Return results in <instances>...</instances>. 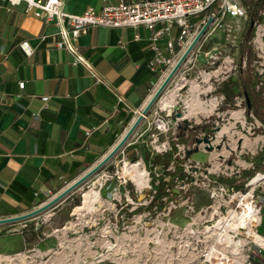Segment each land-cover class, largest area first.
Here are the masks:
<instances>
[{
    "label": "rangeland",
    "instance_id": "obj_1",
    "mask_svg": "<svg viewBox=\"0 0 264 264\" xmlns=\"http://www.w3.org/2000/svg\"><path fill=\"white\" fill-rule=\"evenodd\" d=\"M260 14L263 20L255 25L251 42L258 29L261 38L264 37V6ZM221 22L240 25L234 33L235 41L228 42L221 29L216 28L194 52L193 56L199 57L195 65L186 71H176L166 86L169 91L182 82L170 104L177 105L178 112L183 110L190 80L204 84L203 93L198 95L201 101L209 103L212 98L216 101L211 112L186 116L177 122V125L185 124L189 131H183L186 140L182 141L183 150L177 156L182 160V175L172 187L175 201H168L164 209L146 207L151 197L146 190L152 177L157 182L160 172L159 166L142 160L143 152L151 151L147 131L138 138L135 149L124 150L122 156L115 154L103 165L108 176L105 181L98 170L48 209L0 231V264H208L203 255L210 249L207 258L214 248L219 249L214 233L225 246L221 232L228 227L231 212L240 210V195L247 196L258 208L259 221L254 226L258 230L264 216V160L254 156L263 142L264 129L252 111L248 114L250 120L246 118L243 94L237 82L238 66L242 72H253L256 49L242 46L246 13L241 18L226 15ZM208 50L219 56L212 67L221 68L204 83L203 75L214 69L206 65L208 55L203 53ZM251 52L254 54L247 64V54ZM240 54L244 63L238 65ZM226 56L232 59L235 68L228 70L229 61L221 64ZM201 69H205L203 73ZM261 78L264 80V75ZM222 84L233 93L223 94ZM254 89L255 98L264 101V83ZM171 109L170 120L174 121L175 111ZM261 112L264 116V105ZM192 125L198 127L190 129ZM145 127L146 121L142 124ZM169 136L160 134L158 141H169ZM204 138L207 143L203 142ZM122 161L129 164L138 161L133 165L146 172L143 187L136 188L122 174ZM170 168L174 171L172 165ZM116 175L126 178L125 183ZM262 229L258 231L261 233ZM237 237L243 238V234L240 232ZM6 243L13 244L15 249L5 250L2 245ZM224 249L227 251L228 247Z\"/></svg>",
    "mask_w": 264,
    "mask_h": 264
},
{
    "label": "crops",
    "instance_id": "obj_2",
    "mask_svg": "<svg viewBox=\"0 0 264 264\" xmlns=\"http://www.w3.org/2000/svg\"><path fill=\"white\" fill-rule=\"evenodd\" d=\"M63 1V9L73 14L115 2ZM55 31L52 24L45 25L25 12L23 2L10 6L0 0V218L35 208L46 190L57 193L95 164L122 136L164 76L161 67L150 70L147 66L152 52L143 27H94L78 37V50L95 78L83 65H72L65 50L53 48ZM206 39L194 46L177 71L195 65L199 57L193 54ZM22 40L32 48L29 56L18 46ZM208 78L205 73L202 81ZM20 81L21 88L17 86ZM188 84V96L183 98L189 104L185 117L211 112L214 98L209 103L199 101L204 84L196 80ZM180 85L166 95L176 96ZM41 96L47 99L42 102ZM141 122L125 143L127 152L147 132ZM12 225L1 224L0 231ZM258 230L264 246V216ZM2 246L13 249L10 243ZM247 260L264 264L255 255Z\"/></svg>",
    "mask_w": 264,
    "mask_h": 264
},
{
    "label": "built area",
    "instance_id": "obj_3",
    "mask_svg": "<svg viewBox=\"0 0 264 264\" xmlns=\"http://www.w3.org/2000/svg\"><path fill=\"white\" fill-rule=\"evenodd\" d=\"M2 1H6L10 6L17 4L18 2H23L25 12H31L35 18L40 19L45 25L52 24L56 29L54 33L56 40L53 42V48L65 50L71 57L70 63L72 65H83L85 68L89 69V74L94 78L95 75L86 58L80 54L77 44L78 37L85 34L90 28L104 27L112 29L130 27L132 29H137L138 27H143L147 30L148 47L152 52L151 59L148 61L147 66L150 70H155L156 67H161V74L165 75L205 21L206 17L209 16L212 20L196 45L213 33L216 28H220L226 36V40L233 43L235 41L234 33L239 30L240 25L237 24V22H221V20L226 15L232 18L245 17V9L238 0H115L113 3L103 4L99 10H95L92 7H86L77 14L65 11L63 9V0ZM260 29L263 28L260 27ZM261 36L262 33H259L258 29L256 38L252 40V42L251 40L249 41L251 47L256 49L255 54L257 56L253 61V73L259 76V80L255 84V87H259L264 83V80L261 78V76L264 75V37L261 38ZM138 38L139 36L137 32H135L133 34V39L137 40ZM18 46L24 55L29 56L31 54L32 48L26 40L20 41ZM199 47L196 51L199 50ZM192 50L189 54L193 52ZM211 50H214V47H212ZM211 50L203 53L204 55H208V59L206 60V65L209 66L208 68H214L213 70L208 71V73H211L209 76H211L213 72L216 73L217 70L221 68L219 65L217 67H212L215 62H217L219 56L216 53H211ZM228 61L231 64L228 70L235 68V65H232V59L228 56L222 59L221 64ZM240 62L243 64L244 60H241ZM222 67L225 68L224 65H222ZM204 70L205 69H201L200 72L203 73ZM22 85V81L17 83L19 88H21ZM166 92L167 89L165 88L150 108L149 113L142 118L141 123L146 121L145 131H149V146L151 152L164 153L165 151L170 150V142L172 141L174 142L175 147L174 156H178L183 150V143L177 141L175 129H177L178 126L177 122L184 119L182 114L185 112L186 108L184 102H182L183 110L180 111L181 116H174V121H171V107L164 108L160 103L161 97L166 94ZM46 99V96L40 97L42 102ZM88 133L89 132H85L84 134L88 135ZM160 134L170 135V140L158 141V135ZM124 146L118 151V154L121 156L124 154ZM125 162L127 161H122V166ZM170 167L171 163L168 165L167 169H171ZM104 168L105 167L99 170L102 174L100 177H104L102 179L103 181L108 177ZM116 178L121 179L122 183H125L126 181V178L119 177L118 175H116ZM127 179L130 180L128 176ZM50 196H53L52 193H50L49 190H46L43 196L44 199L41 203L48 200ZM257 223H253L251 226L252 230L255 232L256 230L254 229V226ZM236 230L237 232H234L231 229L227 230L231 239L243 240L240 248L236 251L232 250L231 244L228 246H223V244L219 245L217 243L218 234H213V236L216 237V246L219 248H214V257L218 258V260H222V258H219L222 257L220 252H226L225 254L227 257L223 258L225 262H230L231 259H237L240 261L239 264H248L247 259L252 255L259 256L264 262V246L258 244L255 241L254 235L247 233L246 228L239 227L236 228ZM240 232L243 234V238L237 237ZM261 237L264 239L263 236ZM227 247L228 249L226 251L224 248ZM209 250L203 255V260L208 264L209 262L206 255H208ZM217 255L219 257H217Z\"/></svg>",
    "mask_w": 264,
    "mask_h": 264
},
{
    "label": "trees",
    "instance_id": "obj_4",
    "mask_svg": "<svg viewBox=\"0 0 264 264\" xmlns=\"http://www.w3.org/2000/svg\"><path fill=\"white\" fill-rule=\"evenodd\" d=\"M241 5L246 8V22L247 27L243 33L242 38V46L243 49L246 47H250L249 41L253 36L255 25L262 21V16L259 13L263 7L264 0H240ZM249 22H252V26L249 27ZM248 43V44H247ZM242 50V49H240ZM241 55V54H240ZM242 55L239 56V64L242 60ZM247 64L250 63L253 57V52L247 54ZM259 80V76L253 72L250 74L246 72H242L240 66L237 68V82L241 87V91L243 94V106H244V114L246 118L250 120L248 114L252 111L258 119V121L262 124L264 129V116L261 114L263 111L264 101H259L255 98L254 87L257 81ZM225 84L221 85V91L226 96L233 93L230 88H226ZM260 87L259 89H261ZM230 91V92H229ZM257 91V90H255ZM197 125H192L190 129L197 128ZM189 131L186 129L185 124H180L177 126L176 129V137L179 143H183L186 138L183 140V135L185 134L183 131ZM264 136V130H263ZM186 135V134H185ZM135 148V144H134ZM132 148H129L131 150ZM175 147L174 142H170V150L165 151L164 153H153L151 151H144L142 160L150 161L152 165L156 167L159 166L160 172L159 177L157 178V182L154 183V177H152V182L150 188L146 190L147 196H151L147 203V208L155 207L156 209H164L168 201H175L176 193L172 190V187L175 183V180L182 175L181 172V158L178 159L177 156H174ZM255 158H259L264 160V139L261 144L259 152H257ZM253 157V158H254ZM133 160V157L130 158ZM171 163L173 166L174 171L171 169H167L168 165ZM172 169V170H173Z\"/></svg>",
    "mask_w": 264,
    "mask_h": 264
},
{
    "label": "water",
    "instance_id": "obj_5",
    "mask_svg": "<svg viewBox=\"0 0 264 264\" xmlns=\"http://www.w3.org/2000/svg\"><path fill=\"white\" fill-rule=\"evenodd\" d=\"M211 17H206L205 21L202 23L200 28L197 30V32L194 34V36L191 38V40L188 42L186 47L183 49V51L179 54L173 65L169 68V70L165 73V75L162 77V79L159 81L158 85L155 87L153 92L150 94L146 102L143 104V106L140 108V110L137 112L136 116L132 119L130 124L128 125L127 129L124 131L122 136L117 140V142L91 167H89L87 170H85L82 174H80L77 178H75L73 181H71L69 184H67L65 187H63L61 190H59L57 193H55L53 196H51L48 200L45 202L39 204L35 208L28 210L26 212H23L21 214H16L9 217L0 218V225L6 224V223H14L17 221H22L27 218H30L46 209L54 205L57 201H59L62 197L67 195L69 192L73 191L76 187H78L82 182H84L86 179L94 175L98 170H100L103 165H105L112 156H114L127 142L129 136L132 134V132L135 130V128L140 124L142 121V118L148 114V111L154 104V102L159 98V96L162 94L164 89L166 88L168 82L172 79V77L175 75L176 71L180 67V65L183 63V61L186 59L190 51L194 48L200 37L204 34L206 28L208 27L209 23L211 22ZM252 26V22H249V27ZM164 107V106H163ZM172 107L175 117L181 116V112L176 111L177 105L169 106ZM165 108V107H164ZM203 142L207 143V140L204 138ZM208 149H210V146H208Z\"/></svg>",
    "mask_w": 264,
    "mask_h": 264
},
{
    "label": "bare ground",
    "instance_id": "obj_6",
    "mask_svg": "<svg viewBox=\"0 0 264 264\" xmlns=\"http://www.w3.org/2000/svg\"><path fill=\"white\" fill-rule=\"evenodd\" d=\"M170 96H171V94H168V95L164 94L160 99L161 105H163L165 108H168L170 106V104L172 103V101L174 100V97H170ZM199 101L203 104V101H201L200 99H199ZM184 105L186 108L185 112H187V110L189 109V104L186 100H184ZM185 112L182 114L183 117H185V115H184ZM135 163H138V161L130 163V164L125 162L120 170L122 171V174H126V176H128L130 178V180L133 182V184L136 186V188L137 187L141 188L145 185V183L147 181L146 172L142 167L137 166V165H133ZM92 196L93 197L97 196V193L94 192V194ZM239 209L240 210H237V211L234 210L231 212V214L228 218V221L226 223V224H228V227L224 228L221 232V234L223 235L222 237H224L223 243L225 244V246H228L231 244L232 250H234V251H236L238 248H240L243 240L231 239V236L227 233V230L231 229L232 231L237 232L236 228L242 227V228H246L247 233L254 235L255 241L258 244L262 245V243L259 240H257V238H256L257 233L255 231H253L251 228L253 223H257L259 221L258 210H257L258 208L256 209L255 205L252 204V202L250 201V199L247 196L240 195L239 196ZM220 241L221 240H217V243L219 245H221ZM213 254L210 256H207L210 264H216V263L223 264V262H225L223 259V258L227 257L225 255V253H221L222 257H219L217 255V257L222 258V260H218V258L214 257ZM239 263H240V261H238V260H233L232 262H230V264H239Z\"/></svg>",
    "mask_w": 264,
    "mask_h": 264
}]
</instances>
